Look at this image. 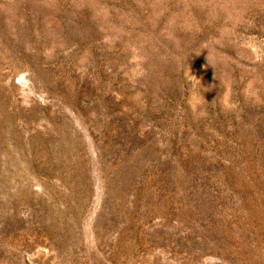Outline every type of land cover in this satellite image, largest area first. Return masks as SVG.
Wrapping results in <instances>:
<instances>
[{
  "label": "rangeland",
  "instance_id": "obj_1",
  "mask_svg": "<svg viewBox=\"0 0 264 264\" xmlns=\"http://www.w3.org/2000/svg\"><path fill=\"white\" fill-rule=\"evenodd\" d=\"M0 264H264V0H0Z\"/></svg>",
  "mask_w": 264,
  "mask_h": 264
}]
</instances>
